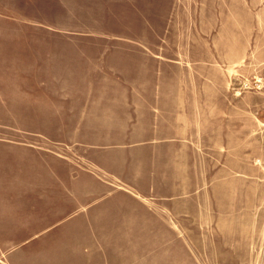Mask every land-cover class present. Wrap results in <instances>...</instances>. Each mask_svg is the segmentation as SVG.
<instances>
[{
  "label": "rangeland",
  "instance_id": "rangeland-1",
  "mask_svg": "<svg viewBox=\"0 0 264 264\" xmlns=\"http://www.w3.org/2000/svg\"><path fill=\"white\" fill-rule=\"evenodd\" d=\"M0 264H264V0H0Z\"/></svg>",
  "mask_w": 264,
  "mask_h": 264
},
{
  "label": "built area",
  "instance_id": "built-area-1",
  "mask_svg": "<svg viewBox=\"0 0 264 264\" xmlns=\"http://www.w3.org/2000/svg\"><path fill=\"white\" fill-rule=\"evenodd\" d=\"M256 84V83H255ZM258 86V84H256Z\"/></svg>",
  "mask_w": 264,
  "mask_h": 264
}]
</instances>
